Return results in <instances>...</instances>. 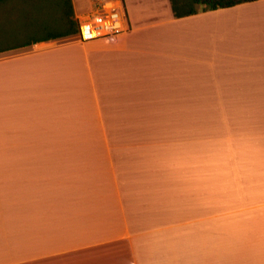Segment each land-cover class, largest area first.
Masks as SVG:
<instances>
[{"label":"crops","instance_id":"1","mask_svg":"<svg viewBox=\"0 0 264 264\" xmlns=\"http://www.w3.org/2000/svg\"><path fill=\"white\" fill-rule=\"evenodd\" d=\"M70 1L80 37L15 50L21 76H0V142L21 136L0 149V264H264L263 226L229 220L264 218V0L179 19L119 0L111 38L79 24L100 0ZM202 107L242 109L256 148L203 165Z\"/></svg>","mask_w":264,"mask_h":264},{"label":"rangeland","instance_id":"2","mask_svg":"<svg viewBox=\"0 0 264 264\" xmlns=\"http://www.w3.org/2000/svg\"><path fill=\"white\" fill-rule=\"evenodd\" d=\"M18 9H21V0H8L0 4V48L5 44L13 43L15 41L22 42L36 38L40 34L42 27L48 26V21L40 18L42 15L41 13L38 15L40 16L38 19L29 20L28 23H25L24 20H21V18L18 17V12H16ZM72 17L73 19L78 20L74 14H72ZM19 54L20 53L16 51L0 54V76H21V54ZM18 93V88L8 91V94L15 96L18 95ZM213 98L218 101H242L241 93L218 92L213 94ZM0 102H2L0 105L1 119L3 111L6 108L9 109L15 104L14 102H16V99H0ZM17 108L18 107H14L7 112L8 119L13 120L18 117ZM197 112L201 120L200 148L203 165L206 163L214 164L215 161L218 165H223L231 161L241 160L244 156V150L248 149L250 144H253V149L256 148V137L255 140L252 139V135L250 138H247V133H252L253 130H250L249 132L245 131V121L242 109L202 107L200 110L198 109ZM8 123L11 125V122L8 121ZM10 128L13 127L11 126ZM16 128L17 127H15V129ZM256 132H258V130ZM245 139H248L250 142ZM0 149H21V136H19L18 143L14 142L13 138L8 134L6 140L0 142ZM2 155L3 156L0 157V163L3 162L6 164L5 161L12 159L6 156L7 153H3ZM248 157L253 160L252 155H249ZM233 179H236V177ZM236 184L239 186L232 185L235 193L237 188H241V191H243L244 188L247 190H254V187L257 185L256 182H253L252 180L248 182L246 186L244 183H241V185L239 183ZM259 214H261V211L257 210L250 212L247 215H243V217H252L250 219L247 217L237 219V217L241 216L239 215L229 218V220L233 219V224H237L238 228L247 227L248 225L246 224H257V221L263 226L262 228H264V218L259 220ZM220 223L221 221H219V224Z\"/></svg>","mask_w":264,"mask_h":264},{"label":"trees","instance_id":"3","mask_svg":"<svg viewBox=\"0 0 264 264\" xmlns=\"http://www.w3.org/2000/svg\"><path fill=\"white\" fill-rule=\"evenodd\" d=\"M8 0H0V4ZM257 0H168L171 15L179 19L202 12L231 8L239 4L250 3ZM16 12L21 20L40 18L48 21L47 27H42L40 34L22 42H13L3 45L0 53L20 50L35 42L54 41L70 37H80L77 20L73 19L70 0H21V9ZM22 22V23H24ZM54 24V25H53Z\"/></svg>","mask_w":264,"mask_h":264},{"label":"built area","instance_id":"4","mask_svg":"<svg viewBox=\"0 0 264 264\" xmlns=\"http://www.w3.org/2000/svg\"><path fill=\"white\" fill-rule=\"evenodd\" d=\"M94 37L111 38L127 30L119 0H100L97 7L79 18Z\"/></svg>","mask_w":264,"mask_h":264}]
</instances>
